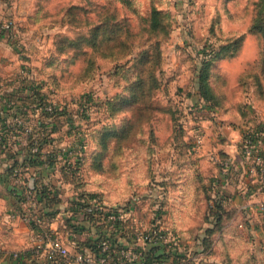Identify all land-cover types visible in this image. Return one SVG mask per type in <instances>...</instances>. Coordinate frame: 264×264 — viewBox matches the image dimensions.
<instances>
[{"label":"rangeland","instance_id":"374dc122","mask_svg":"<svg viewBox=\"0 0 264 264\" xmlns=\"http://www.w3.org/2000/svg\"><path fill=\"white\" fill-rule=\"evenodd\" d=\"M3 2L6 39L59 115L70 179L129 212L116 241L157 223L177 238L162 252L175 263L262 264L235 208L213 206L218 174L207 143L190 149L185 108L197 97L232 116L208 113L221 134L254 103L264 113V0Z\"/></svg>","mask_w":264,"mask_h":264},{"label":"crops","instance_id":"0c3cea01","mask_svg":"<svg viewBox=\"0 0 264 264\" xmlns=\"http://www.w3.org/2000/svg\"><path fill=\"white\" fill-rule=\"evenodd\" d=\"M6 8L5 2L0 0V19L6 18ZM18 12L23 14L22 7ZM30 77L22 70V60L19 59L16 48L8 42L6 37H0V133H5L10 142L8 150L0 151V264H47L52 262V257L48 254L44 244L39 246L45 228L61 237L68 244L73 256L79 252L91 254L93 249L81 245L83 241L91 237L95 239L98 236L97 232L100 233L101 230V233L106 234L108 231L104 226L88 225L79 229L78 233H74V229L70 226L71 223L68 222L70 219L75 224L74 216L71 217L74 213L71 209L72 202L79 197V193L88 192L90 189L72 182L68 174L66 175V172L63 171L62 166L65 164L67 155L65 152H61L60 148L67 147L63 143L60 132L55 131L51 135L53 137L52 144L49 147L48 145L43 147L41 156L43 164L28 163L34 143L30 146L32 140L24 134L18 133L19 130L13 125V118L17 96L20 94L26 96L29 93L27 88L19 90L21 81H29L32 79ZM194 104H199L197 97H193L188 106ZM200 106L202 107L201 104ZM253 107L257 111L256 115H252L253 118L246 120L239 114L237 121L240 123L231 126L223 134L219 129L222 122H215V124L210 122L208 113L211 111L209 109L203 108L204 111L198 114L197 122H199L201 130H205V143H207L205 149H208L206 154L210 157L213 151H217L229 155L234 160V168L227 178L228 181L226 180L227 183H222L224 181L220 177L222 182L216 183V178L215 186L217 191L221 192L218 195L222 198L223 204L235 208L237 222L252 235L251 244L256 248V252L262 250L260 262L264 264V210L259 208V204L264 202V188L261 187L257 177L247 171L248 163L242 161V156L239 153L240 148L244 145L246 132L253 130L260 133L261 139L258 141L259 152L257 154L264 159V113L262 111L260 113L257 103H254ZM211 114L216 121L223 120L224 117L227 122L233 120L232 116H224V113L218 111ZM187 118L190 130L194 133L195 127L194 122L190 120L191 114ZM29 119L32 124H38L36 118L30 117ZM212 125L217 131L209 129V126ZM52 148L55 149H53V158L57 157V160L55 165L49 168V166L47 167L48 157L52 153ZM15 165L24 167L22 174L11 173V169ZM212 166L215 174L219 175L220 167L214 163ZM34 184L38 187L43 186L48 191L51 190L57 196V200L51 201L48 207H44L45 211H55V214L45 217L46 222L42 225L41 231L35 230L18 214L17 210L19 207L28 208L30 205L42 208L44 204L30 199L20 201L13 191L17 188L23 192L25 188L34 186ZM12 212L17 214L10 217ZM122 240L123 245L129 244L125 239ZM22 252L26 254L20 259L17 253ZM69 264L72 263L69 261Z\"/></svg>","mask_w":264,"mask_h":264},{"label":"built area","instance_id":"2783aa9c","mask_svg":"<svg viewBox=\"0 0 264 264\" xmlns=\"http://www.w3.org/2000/svg\"><path fill=\"white\" fill-rule=\"evenodd\" d=\"M14 28L13 22L1 21L0 20V32H4L3 37L8 36L9 32ZM54 111L52 103H47L44 107H38L36 113L42 110ZM192 119V118H191ZM13 125L18 127L20 125L25 126V131L30 132L32 130L26 120L21 115H15L13 118ZM195 138L193 140L191 150L198 151L205 142V134L201 128L196 129ZM260 133L253 130H248L245 134L244 145L240 148L239 153L242 156V161L247 162V171L255 175L260 183L261 187L264 188V159L257 154L259 152L258 141ZM38 143L35 141L33 151L38 150ZM5 146L3 141L2 133H0V148ZM212 161L220 167V174L218 175L217 182L226 184L228 177L234 168V160L229 156H222L220 152L213 151L210 154ZM23 166L15 169V174L20 175L23 173ZM221 177V180H220ZM227 180V181H226ZM222 186V185H221ZM33 186L29 188V196L33 201ZM36 203V202H35ZM34 203V204H35ZM35 206V205H32ZM259 208L264 210V202L259 204ZM88 211L99 210L101 211L102 218L107 224V236L108 239L102 241L101 252L99 255L91 251V254L79 252L73 256L68 244L59 236L53 234L50 229H44L41 235L40 247L44 244L47 248V252L50 256H62L69 259L72 264H83L84 262H91L92 264H146L144 259L151 246L157 244H170L176 245L178 243L177 238L168 230H166L160 224H153L148 229H137L133 233V244L123 245L117 247L114 245L111 238L113 236H119L124 227V223L130 218L128 211L120 207L107 204L104 200L93 199L91 204L86 207ZM15 213H10V217H13ZM20 215V214H19ZM29 224L36 223L42 224L43 220L40 216L33 212L32 209L27 210L23 215H20ZM18 255V253H17ZM173 258L156 260L152 264H178L173 261Z\"/></svg>","mask_w":264,"mask_h":264},{"label":"trees","instance_id":"16d2710c","mask_svg":"<svg viewBox=\"0 0 264 264\" xmlns=\"http://www.w3.org/2000/svg\"><path fill=\"white\" fill-rule=\"evenodd\" d=\"M4 32H0V37H3ZM32 83V79H30L29 81H21V85L19 86V90L21 89H32V92L34 94L35 99L32 100H28L29 96H31V91H29V93L26 96L23 95H18L17 99H16V110L14 111L15 115H21L25 118L27 124L28 122H30L29 118L33 116V113H36V109L38 107H44L47 104L46 97H40V94H37V89L38 87L34 86L31 84ZM39 90V89H38ZM207 96V95H206ZM206 98L204 97V100ZM207 101V100H205ZM209 104V103H208ZM214 104H209L208 107H210L213 110V112H217V108H214L213 106ZM221 105L220 101L219 104ZM186 114L189 115L191 114V118L190 120L194 122V127L195 129H198L200 127V124L198 121V114L203 110V107L200 106V104H194L192 106H187V108H185ZM58 114H56L54 111H45L44 109L42 111L39 112L38 117L36 118L38 120V124H32L30 122V124H28L29 126H31L32 130L30 132L25 131V126L24 125H20L18 127H16V129L19 130L18 133L20 134H24L28 139H31L32 141L30 142V146L33 145V143H35V141L38 143V150L37 151H32V153L30 154L31 157H29L28 159V163L30 164H43V158L42 156V149L43 147L47 146L49 147V145L52 144L53 137L51 136L55 131H58L60 129V125L58 122ZM16 132V131H14ZM3 136V141L5 142V146H1L0 151H4V150H8L10 147V142L8 137L6 136V134H2ZM56 148V147H54ZM52 148L50 151L52 153H50V157H48V164L47 167L49 166V168H52L55 165L56 162V158H53V149ZM71 148H60L61 152H65V155H67L66 160L68 161L69 157L68 156V150ZM55 150V149H54ZM220 154L222 156H227L226 154H223L220 152ZM82 160V159H80ZM20 165V164H19ZM19 165H15L12 169H11V173L15 174V169L20 167ZM22 165V164H21ZM24 165V164H23ZM71 165H66L64 164L62 166L63 171L66 172V175L68 174V177H73L75 176V172H77V170H73L71 168ZM74 167V165H73ZM16 175V174H15ZM80 186H83L82 184H78ZM31 187V186H30ZM27 189L25 188V191L23 190L20 191L19 189H14V195L20 200V201H26V200H32L29 196V188ZM34 190H33V200H35L36 202L39 203H43L44 206L42 208L40 207H36V206H32L30 205L28 208H24V207H19L18 208V214L23 215L27 210L32 209L34 213H36L38 216H40L43 220L42 224H36V223H31L32 227L35 228V230L37 231H41L42 225H44L45 221V217H49L55 214V211H45L44 207H48L50 205L51 201L57 200V196L54 195V192L48 191L47 188L45 187H38L37 185L34 184L33 186ZM219 193H221L220 191L217 193V195L215 196L216 198H214V205L216 206L217 210L220 211L218 214H224L225 213V208L227 209V206L225 204H223V200L221 197H219ZM80 195H78L79 197L73 201L72 205H71V209L74 211L73 215L71 217L74 216L75 219V224L72 223V221L69 219L68 222L71 223V227L74 229V233H78L80 230L79 229H83V227H87L88 225H93V226H104L107 228V224L104 222L103 218H102V214L101 211L99 210H92V211H88L86 209L87 206H89L91 204V201L93 199H99L101 200V198L97 197V194H94L90 191L88 192H82L79 193ZM15 213V212H13ZM17 214V213H15ZM102 230L99 232H97V237H95V239L92 237L91 238H87L83 241L84 246H89L91 247V249H93V251L99 255V253L101 252V247L100 245L102 244V241L104 239H108L106 233H101ZM115 237V238H114ZM115 240L116 241V236H113V238H111V241ZM115 245V244H114ZM80 246V245H79ZM117 247H122L123 243L117 242V244L115 245ZM164 244H157L154 246H151L150 251L145 254L144 259L146 261V264H152L154 261L156 260H163V259H169L162 256V252L164 251L163 248ZM82 247V246H81ZM92 251V252H93ZM26 253L22 252V253H18V257L21 259L23 257H25ZM52 257V256H51ZM73 258L70 257V259ZM52 262H48L47 264H69V259L67 260V258L62 257V256H53L52 258ZM83 264H92L91 262H84Z\"/></svg>","mask_w":264,"mask_h":264}]
</instances>
